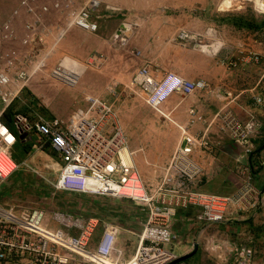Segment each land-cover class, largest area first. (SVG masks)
Instances as JSON below:
<instances>
[{"label": "built area", "instance_id": "2783aa9c", "mask_svg": "<svg viewBox=\"0 0 264 264\" xmlns=\"http://www.w3.org/2000/svg\"><path fill=\"white\" fill-rule=\"evenodd\" d=\"M105 3V0H86L83 6L73 10L71 18L57 26L56 41L71 28L96 33L101 17L97 11L103 6L111 13L123 12L121 7ZM54 7L62 9L63 6L56 2ZM43 14L41 0H18L0 28V182L7 180L19 167L14 150L21 136L34 133L40 150L50 148L60 157L57 176L54 179L46 177L52 193L62 191L130 201L146 210V219L137 234L134 255L124 260L123 250L117 245L123 228L117 223H103L100 216L62 208L17 210L0 202V264H169L179 257L176 251L166 248L177 238L171 224L179 210L196 207L201 214L199 221L207 225L223 222L234 210L264 209V191L254 184L249 164L240 167L242 182L231 194L205 192L197 186L203 168L194 155L212 150L209 129L216 120L221 121V129L230 134L251 161L256 149L254 140L261 128L253 115L241 119L233 110H221L204 130L195 131L193 127L197 123L207 121L196 107L189 108L186 123L179 125L177 145L154 185L143 179L132 160L133 152H130V160L124 159L122 152L128 147L127 134L113 105L106 100L90 99L86 110L73 111L66 121L44 114L29 118L21 113H15L8 120L9 110L55 48L53 44L50 52L40 57L31 54L37 38L43 40L50 33L43 22ZM17 19L23 23L22 36ZM205 33L217 36L212 27ZM115 36L128 40L123 28H119ZM194 39L195 35L187 30H181L176 37L183 46ZM215 42L220 44L213 48V55L210 54L213 57L224 47V43L214 39L209 43ZM203 43L200 39L193 47L200 50L197 45ZM105 60V55L97 52L81 63L86 67H98ZM239 60L245 64L258 63L261 56L248 50L228 59L226 64L234 68ZM51 75L68 83L77 81L72 74L59 69H54ZM134 83L141 88L146 102L156 109L173 95L189 97L208 88L202 78L188 79L173 71H157L149 62L138 68ZM256 99L262 100L261 97ZM12 120L14 127H10ZM259 162L264 165V158ZM101 223L102 230L94 241ZM206 246L215 254L217 264H252L255 256L253 248L246 243L207 239Z\"/></svg>", "mask_w": 264, "mask_h": 264}, {"label": "rangeland", "instance_id": "374dc122", "mask_svg": "<svg viewBox=\"0 0 264 264\" xmlns=\"http://www.w3.org/2000/svg\"><path fill=\"white\" fill-rule=\"evenodd\" d=\"M105 1L108 4L121 7L123 12L116 13H119L122 18L138 13L143 17L142 19L147 21L151 16L156 18L159 13L168 15L185 14L180 16L186 18L183 20L184 25L189 26L186 27V30L195 35L196 40H190L188 46H181L178 41L172 40L175 35L167 37L161 35L146 36L144 30L139 32L141 33V36H139L141 38L135 40H130V38L124 41L122 37L114 36L117 44L109 61H105L103 65L98 67H86L81 62L93 53V50L86 45L85 40L100 30L96 33L80 30L82 31L79 33L80 35L78 37L73 36V39H69V44L67 43L63 47L60 44L67 35L58 42L56 41L57 26L64 25L71 18L72 11L83 6L86 0H41V5L44 8L43 22L47 24L50 33L43 40L37 38L38 43L31 54L40 57L46 52H50L49 49L53 44H55V48L50 52L45 66L31 78L21 97L13 104L8 120L15 113H21L29 118L44 114L66 121L73 111L86 110L90 99L99 98L106 100L113 105L117 112L127 134L128 144L133 142L137 145L136 149L143 146L146 147V151L145 149H139L136 152L135 159H137L143 179L148 184L154 185L159 180L163 167L167 162H158L162 160L161 152H150L151 145L161 144L160 141H157V136L161 132L153 130L151 126L167 124V129H173L172 131H167V133L169 136L173 134V138L176 140L180 135L179 125L186 123V109L188 105L194 104L193 100L195 97L193 96L195 94L189 97L174 95L168 98L158 109L153 108L146 102L141 88L134 83L135 71L148 59L153 61L151 63L153 66L162 68L165 60L167 62V59L173 58L170 61L171 64L168 65L173 72L188 79L202 78L208 83L207 90L203 91L205 94L202 97L197 96V99H201L200 102L203 100L204 106L207 107V96L209 94H211L210 96L214 95L215 99L212 101L214 103L211 104L210 108L212 107L215 113L221 110L223 112L227 109L233 110L235 113H237L238 108L242 110L240 106L236 108L234 105L235 108L232 106L233 109L228 105L232 100L229 93L233 96L240 94L239 98L235 100L240 105L242 104L239 100H244L246 96L248 99V94H257L263 100L264 79L257 88L254 87L259 81L258 79L264 66V28L239 30L235 29L236 27L233 23L237 21L234 16H245L257 22L264 21V6H261V3L264 4V0H181L182 2L177 4L164 3L162 0H152L141 4L130 2L127 6L121 3H113V0H111L112 2ZM56 2H61L62 9L54 7ZM17 3L18 0H0V28L2 23L9 18ZM97 13L103 15L102 8ZM126 14L128 16H125ZM186 14L189 16L186 17ZM141 21L140 19L138 22ZM191 22L197 23V26ZM22 24V20L17 19L20 36L23 35ZM216 26L218 29L217 36H207L205 33L207 29L209 27L216 28ZM74 29L71 28L68 33ZM198 30H200L201 34L196 35ZM145 37L148 38L149 42L142 45V40ZM200 39L205 43L212 42V39H214L224 43V47L218 56L213 57L209 53L193 47L194 42ZM151 42L152 47L150 46ZM167 42L173 45L170 44L169 50H157L160 43L166 45ZM15 43H18V41ZM248 50H253L260 54V62L245 64L239 60L237 67L231 68L227 66L226 62L228 59L236 58ZM154 54L157 56L158 63H154V60L148 57ZM54 69H59L65 74H72L76 77V80H78V76L80 78L84 76L86 80H84L85 85L83 87L86 89L81 88L82 86L79 87L78 81L68 83L54 78L51 75ZM165 70L170 71L167 68ZM89 72L92 74L91 76H87L90 74ZM101 77H104V83L101 82ZM94 78L100 80H95ZM251 89L254 90L251 91ZM214 124L216 130L212 133L213 138H225L228 136L227 132L220 130L221 121L216 120ZM14 126L15 124L12 120L10 127ZM166 139L163 137V141ZM14 155L19 167L7 180L0 182L1 203L6 206H14L17 210L32 207L62 208L71 212H81L90 215L99 214L100 216L102 214L107 215L103 211L102 205L108 207L109 204H121L122 213L129 215L126 223L129 225L130 235L128 236L130 238L127 236L124 239H130V242L137 243V234L142 227V221L146 219V210L143 207L140 206V209L137 210L134 209L133 202L111 197L99 198L62 191L52 193L46 177L54 179L57 176L60 157L50 148L40 150L37 146V136L34 133L21 136L15 146ZM216 163L217 165L220 164V162L215 160L214 165ZM217 174L224 175L218 170ZM200 215L198 212V219H200ZM216 226L217 224L214 227ZM101 230L102 223L95 234L94 241ZM219 234H223V232H219ZM239 239L238 244L245 241L243 237H239ZM252 243L254 246L259 245L257 240ZM166 248L176 251L174 243L167 244ZM128 249H132L131 243ZM207 252L209 254L203 255L201 250L198 249L186 262L189 264H205L207 261L209 264L213 261L215 254L210 251ZM261 253H255L252 264H264V257H260V255H263ZM204 257L205 261H203ZM217 261L218 259H215L213 264H217Z\"/></svg>", "mask_w": 264, "mask_h": 264}, {"label": "crops", "instance_id": "0c3cea01", "mask_svg": "<svg viewBox=\"0 0 264 264\" xmlns=\"http://www.w3.org/2000/svg\"><path fill=\"white\" fill-rule=\"evenodd\" d=\"M108 1L112 2L111 0H108ZM118 1L113 0V3H121L127 6L129 5L130 2L141 4L142 2L148 3L152 0H118ZM162 2L177 4V3H181L182 1L181 0H162ZM102 11H103V15H101L98 21L100 31L99 32L97 31L98 33L90 36L85 41H86V45L89 46L91 50H93V53H97V52L103 53L106 57L105 61H109V59L112 56L113 49H115L114 47L116 46L117 42H115L116 39H114V36L117 32H119V28L125 29L127 38L128 39L131 38L130 40L141 38L139 37L141 36V33L139 32L144 30L145 31L144 33L146 34V36L147 35H161V36L167 37L169 35H175L172 38V40L177 41L175 39L177 35L179 34V32L181 30H186V27H189V26L184 25L183 20L185 17L180 16V15H185V14L178 15L177 13L173 15H168L165 13H162V14L159 13L158 14L159 16H157L156 18L151 16L150 19L145 21L144 19H142L143 17H141V15H139L138 13L136 14L134 13L129 16L126 14L125 16H128V17L122 18L120 17L121 15L119 13H116V12L111 13L108 10H106L104 6L102 7ZM186 15H187L186 17L189 16L188 14ZM140 19L143 22L142 21L138 22L140 21ZM124 26L126 28H124ZM128 26L132 28L133 33L131 32L130 34L131 36L128 35L127 33L128 31L127 29H129ZM232 27L235 28L234 26ZM212 28L216 29V31L218 30L217 26L216 28L215 27H212ZM80 32L82 31L75 28L74 30L69 32L70 34L67 33L66 34L67 36L65 35L66 38H64L65 36L63 37L64 39L62 43L60 44L61 47H63L67 43L69 44V39H73V36L78 37L80 35L79 34ZM198 34H201L200 30H198L196 35ZM147 42H149L148 38L145 37L142 40V45L147 44ZM170 44L172 45V43H168V42L166 43V45L164 43H160V45L157 47V50L158 49H161V50L168 49L169 50ZM178 44L181 45L179 41H178ZM151 45H152V42L150 43V46ZM148 57H150L151 60L153 59L154 63H158L156 59L157 56H155V54L150 55ZM171 60H173V58L167 59V62L165 60L164 64L162 65V68H160L159 66H153V64H151L153 61H150L149 59L146 60V62H149L151 67L157 71H166L165 70L166 68L170 71H173L168 66L171 64L170 63ZM262 68L263 69H262L261 76L258 79L259 81L258 83H256V86L254 88H257L258 85L261 83V81L264 79V66ZM91 75L92 74L90 73L87 76H91ZM103 78L104 77H101V82L104 83L105 81L103 80ZM94 79L96 80L98 78H94ZM84 80H86L84 76L83 77L81 76V78L78 76L77 81L80 84L79 87L82 86L81 88H85L83 87L85 85ZM252 90L254 89H251V91ZM204 94L205 93H203L202 91V92H197L194 96L192 95L193 97H195V99L193 100L194 104L188 105V108L186 109V120L188 118V109L191 107H196L198 111L201 114H203V116L206 118V121H207L206 123H197L195 127H193V130L195 131L204 130L208 126V122L211 121L216 115L214 109L212 107L210 108L211 104L214 103L212 102L213 99H215L214 95L210 96L211 94H209V96H207V104H206L207 107L204 106L205 103L203 100L200 102L201 99H197V96L202 97V95ZM229 95L231 96L232 100L228 103V105H230L231 107L232 106L234 107L235 105L236 108H238L237 106H240V108H242V110H240L239 108H238V111L236 110L237 114L239 115L241 119H248L251 115H253L255 119L259 122V124L261 125V128L259 129V132L257 134L259 136H257V138L255 139V146L257 147V145H260L264 141V98L263 100L259 102L256 99V97H260L259 95L248 94L249 95L248 99L246 96L244 97L245 98L244 100L243 99L239 100L241 101V104H242L240 105L239 102H235V100L239 98L240 94H236V96H233L231 93H229ZM78 97L82 98L81 96H78ZM214 125L215 124L213 123V125L209 129V134L213 141L212 150L197 152L194 155L196 161L203 168V172L200 178L198 179V185H197L198 188L202 191L210 192V193L231 194L234 191H236L241 185L242 177L240 176V167L243 166L244 164L246 166L247 164H249V167L253 170V173H254V184L258 188H260L261 191H264V165H261L259 162L260 159L264 158V149L261 150L264 147V145L258 148V151H261V152L254 156L255 158L254 160L255 168H254L253 164L250 161V156H245L243 148H241L239 145H237L232 140L228 132H227L228 136L225 138L224 137L223 138L214 137L215 139L213 138L212 133H214V131L216 130V127ZM151 127L153 130L161 132L160 134H158L159 136L156 135L157 141L158 142L160 141L161 144L151 145L150 152L151 153L161 152L162 160L158 162L168 163L177 145L179 137H177L176 140H174L173 134L172 135L170 134L169 136L167 131H172L173 129L172 128L167 129L168 127L167 124L152 125ZM163 137L165 139L166 137H168V139L163 141ZM136 148H137V145L134 144L133 142L128 144V149L130 150V152H133L131 156L132 160L138 166L137 159H135L136 152L139 149L143 150L146 147L143 146L142 148H139V149H136ZM215 160L220 162V164L217 165L216 163L214 165ZM257 167H260V168L256 169ZM217 170L221 173H224V175L222 176L220 174H217ZM99 198H104V197H99ZM109 205L108 207H105L104 205H102L103 211H105L107 215L102 214V216H100L99 214H97V216L101 217L103 223L113 222V223H117L122 226L123 234H120L117 245L121 250H123V259L128 260L135 253V249L138 244V238H137V243L132 242V241L130 242V239H124L125 237L130 235L129 234L130 230L128 229L129 225L126 223L128 221L129 215L127 214L125 215L122 213L123 210L120 208L121 204L120 205L109 204ZM133 205L135 206L134 209H137V210L140 209L139 205H136V204H133ZM197 213H198V210L196 207H190L187 210H179L177 212V215L174 217L172 221V224H171L172 230L177 235V238L173 242L176 245V252L179 255L177 259H179L182 256L192 253L193 251H195V249H196V252L198 251V249H200L203 255L209 254L207 252L209 251V248H207L206 246L207 239L212 240V241L216 240L218 242H224V241L230 242L231 241L234 243H238V241H240L239 237H243V240L245 241H242V242L246 244L250 243L249 246L253 248L255 253L258 254V252L259 253L263 252V249H264V209L258 208L250 212H237L236 210H234L233 213H228L226 219L223 222L212 223V224H207V225L199 221V219L197 218ZM144 222L145 221L143 220L142 227H143ZM215 224H217L216 227H214ZM219 232L220 233L223 232V234H219ZM99 234L97 235V237L99 236ZM128 237L130 238V236ZM254 240H257L259 245L256 244L257 246H254L252 243L254 242ZM130 243L132 244V249H128L130 246ZM261 254L263 255H260V257H264V252ZM187 259H185L184 261H179L175 264H189L188 262H186ZM215 259L216 258L214 257L213 261H215ZM203 261H205V257L203 258ZM213 261H211V263L209 264L215 263ZM205 264H208L207 261L205 262Z\"/></svg>", "mask_w": 264, "mask_h": 264}, {"label": "trees", "instance_id": "16d2710c", "mask_svg": "<svg viewBox=\"0 0 264 264\" xmlns=\"http://www.w3.org/2000/svg\"><path fill=\"white\" fill-rule=\"evenodd\" d=\"M234 17L233 18L235 20H237V21L234 22L233 25L237 29H254V30H257V29L264 28V21L257 22L256 20L249 19L248 17H245V16H234ZM8 115H10V110L8 112ZM262 145H264V141L260 145H257V147H256V149H255V151H254V153L252 155L251 163L253 164L254 168H255V164H254L255 158H254V156L261 152V151H258V148L261 147ZM258 168H260V167H257L256 169H258ZM256 169H254V170H256Z\"/></svg>", "mask_w": 264, "mask_h": 264}, {"label": "bare ground", "instance_id": "6f19581e", "mask_svg": "<svg viewBox=\"0 0 264 264\" xmlns=\"http://www.w3.org/2000/svg\"><path fill=\"white\" fill-rule=\"evenodd\" d=\"M261 6H264V4L261 3ZM128 28H129V29H127L128 31H127V30H126V31H127L128 35H130L131 32H132V28L129 27V26H128ZM132 33H133V32H132ZM126 35H127V34H126ZM130 36H131V35H130ZM219 44H220L219 42H215L214 44L203 43V44H199V45H197V46H198V48H199L201 51L213 55V48L219 46ZM122 153H123V157H124L125 160H130V150L128 149V147H126V148L123 150Z\"/></svg>", "mask_w": 264, "mask_h": 264}, {"label": "water", "instance_id": "95a60500", "mask_svg": "<svg viewBox=\"0 0 264 264\" xmlns=\"http://www.w3.org/2000/svg\"><path fill=\"white\" fill-rule=\"evenodd\" d=\"M264 149V147L261 149V150H263ZM197 246V245H196ZM197 248V247H196ZM196 252V249H195V251H193L192 253H190V254H187V255H185V256H182V257H180L179 259H177V260H175V261H173V262H171V263H169V264H175V263H177V262H179V261H184L185 259H187V258H189L190 256H192L194 253Z\"/></svg>", "mask_w": 264, "mask_h": 264}]
</instances>
